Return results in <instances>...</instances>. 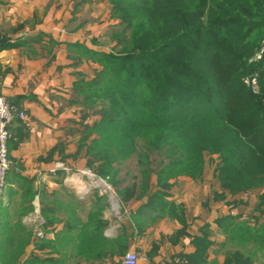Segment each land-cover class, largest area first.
Returning a JSON list of instances; mask_svg holds the SVG:
<instances>
[{
	"label": "trees",
	"instance_id": "1",
	"mask_svg": "<svg viewBox=\"0 0 264 264\" xmlns=\"http://www.w3.org/2000/svg\"><path fill=\"white\" fill-rule=\"evenodd\" d=\"M110 3L111 16L119 19L111 33L117 54L77 45L79 57L100 67L92 79L79 75L74 83L86 119L100 115L84 125L88 168L122 203L141 199L152 175L162 189L177 176L200 181L205 156L216 154L214 176L221 189L231 195L260 191L251 224L232 214L217 219L229 245L223 264H264V52L256 57L264 45V0ZM253 77L259 86L254 93L245 83ZM93 97L101 99L99 110L93 109ZM129 162L131 183L122 188L128 174L121 165ZM25 191L31 202V188ZM162 195L153 193L149 203L159 201L162 213L183 225L179 205ZM91 196L96 203L106 199L95 192ZM21 211L12 224L0 227V264H78L79 259L124 256L145 228L143 222L127 226L122 221L110 238L104 232L112 221L101 210L90 211L78 227L69 209L72 219L53 240L31 241V230L21 221L27 210ZM40 213L47 227L62 220L47 205ZM128 229L133 230L129 235ZM29 243L36 253L21 262ZM207 243L204 235L194 239L199 255Z\"/></svg>",
	"mask_w": 264,
	"mask_h": 264
},
{
	"label": "crops",
	"instance_id": "2",
	"mask_svg": "<svg viewBox=\"0 0 264 264\" xmlns=\"http://www.w3.org/2000/svg\"><path fill=\"white\" fill-rule=\"evenodd\" d=\"M93 1L0 0V93L25 113L24 120L14 119L8 127L11 169L0 203L8 204L6 213L10 216L22 212L26 203L29 206L37 201L41 208L47 205L50 214L62 219L49 225L46 231L49 240L64 228L70 217L69 209L78 227L87 221L90 211L101 210L103 217L112 221L104 235L111 238L118 232L108 193L98 188L82 194L80 190L89 179L83 176L80 182L73 177L75 174L69 176L89 169L83 133L85 123L92 122L86 119L74 83L77 76L86 78L98 68L95 62L79 57L77 45L105 52L111 43V29L117 23L110 14L109 1ZM97 5H101L102 11ZM205 169L200 181L177 176L169 180L167 189L156 186V176L152 175L149 189L141 199L119 203L112 190L124 224L133 226V220L145 224L143 232L134 235L126 251L138 254V264H175L176 259H185L188 264H223L229 245L217 219L230 214L246 218L244 211L238 210L246 198H253L248 217L256 215L254 206L260 191L231 195L221 189L214 170L213 182ZM129 184L124 182L122 188ZM28 186L33 192L29 203L21 196ZM93 192L107 199L101 198L96 203L91 196ZM155 192L179 205L183 225L164 215L159 201L153 202L155 206L149 203L148 197ZM250 203L248 200L245 205ZM27 213L28 210L21 218L22 223ZM132 232L128 229L127 235ZM203 235L209 243L199 255L194 239ZM28 247L21 262L28 260L31 252L36 253L32 243ZM122 259L123 256L113 255L102 260L79 259L78 264H123Z\"/></svg>",
	"mask_w": 264,
	"mask_h": 264
},
{
	"label": "built area",
	"instance_id": "3",
	"mask_svg": "<svg viewBox=\"0 0 264 264\" xmlns=\"http://www.w3.org/2000/svg\"><path fill=\"white\" fill-rule=\"evenodd\" d=\"M257 58H260V53L257 54ZM254 84V83H253ZM256 90V89H255ZM24 120L25 113L23 110H18L15 106L10 104L5 97L0 93V198H2L6 186H7V175L11 169V160L9 154L8 142L10 138L9 125L14 120ZM66 171V167H63ZM73 174H79L81 177H87L89 181L87 184L82 186L80 193H86L92 189H102L106 194L108 193L109 201L112 204L115 221L114 227L118 229L119 223L122 222V212L119 210L117 201H113L114 194L111 186L103 179L96 176L90 169L80 170L78 172L69 173V176ZM98 181H102L100 184ZM73 185H77L75 182ZM23 222L32 228L34 240H42L46 238V226L45 220L40 213V207L38 202L35 201L33 205V211L23 218ZM123 264H138V254L134 251H128L122 259ZM175 264H188L184 259H176Z\"/></svg>",
	"mask_w": 264,
	"mask_h": 264
},
{
	"label": "rangeland",
	"instance_id": "4",
	"mask_svg": "<svg viewBox=\"0 0 264 264\" xmlns=\"http://www.w3.org/2000/svg\"><path fill=\"white\" fill-rule=\"evenodd\" d=\"M99 0H94L93 2H95V3H97ZM107 1V3H108V1H109V5H110V14H111V12H112V9H113V4L112 3H110V0H106ZM103 3V2H102ZM97 9L99 10V11H102V7H101V5H97ZM115 20L117 21V23H116V25L115 26H117L118 25V23H119V19L118 18H115ZM115 26H113L112 27V29H111V33L112 32H114V31H116V27ZM107 42V41H106ZM115 46V42L113 43V42H111V43H108V45H107V47H108V49L105 51V53H111V54H113V53H116L117 54V50H118V48H116V47H114ZM263 52H264V45L261 47V50H260V56H261V54H263ZM100 69V67H98V68H96V71L97 70H99ZM94 77V73L92 74V75H90V76H86V78H84L85 80H90V79H92ZM256 81V82H255ZM245 83H246V85L247 86H249V88L251 89V91L253 92V91H255V89L256 90H258L259 91V86H258V83H257V80H255V77H253V79L252 80H245ZM254 83V84H253ZM254 93V92H253ZM101 99H99V98H97V97H93L92 99H91V101L92 102H94L95 104H94V106H93V109L94 110H99L100 109V101ZM109 104L108 103H106V106H108ZM92 116V118H91V120H94V119H100V115H98V114H93V115H91ZM205 160H206V169H205V174H206V176L211 180V181H213L214 182V176H213V170L215 169V166H216V164L218 163V156L216 155V154H211V155H206L205 156ZM131 165V163L129 162V163H123L122 165H121V167H123V169H125V170H127V174H128V176L124 179V181L126 182V183H131V178H132V167L130 166ZM125 170H123V172L125 171ZM131 172V173H130ZM30 195V192L29 191H25V190H23V193H21V196H22V198L24 199V200H28V196ZM106 199H107V197H106ZM244 199V198H243ZM245 201H242L243 203H241V206H239V208H238V210L239 211H241V210H243L244 211V213H245V216H246V218L245 217H236V221H242V220H245V219H249V224H251L252 223V221L254 220L252 217H248V215H249V212H250V208H251V204H252V202H253V198H250V199H248V198H246V199H244ZM249 200V202H251L250 204H249V206H246L245 205V202H247ZM113 201L115 202L116 201V197H114L113 198ZM28 203H29V201H28ZM0 205H1V208H0V227L1 226H5V222H9L10 224H12L14 221H15V219H16V216L15 215H13V216H10V215H8L7 213H6V210L8 209V204L7 203H5V202H2V203H0ZM31 209L29 210L28 209V205H27V203L24 205L25 206V211L26 210H29L28 211V213L26 214V215H28L29 213H31L32 211H33V203L31 202ZM243 208V209H242ZM25 215V216H26ZM24 216V217H25ZM23 217V218H24ZM74 217V216H73ZM223 217V216H222ZM70 219H72V217H70ZM23 220V219H22ZM77 220H75V222H76ZM24 223V222H23ZM24 224H26V223H24ZM27 225V224H26ZM27 227H28V225H27ZM30 230H31V241H33L34 240V236H33V233H32V228H30V226L28 227ZM1 230H2V227H1ZM1 230H0V233H1ZM2 241V240H1ZM1 241H0V244H1ZM31 243H29L28 245H30ZM26 251H29V247L26 249Z\"/></svg>",
	"mask_w": 264,
	"mask_h": 264
},
{
	"label": "water",
	"instance_id": "5",
	"mask_svg": "<svg viewBox=\"0 0 264 264\" xmlns=\"http://www.w3.org/2000/svg\"><path fill=\"white\" fill-rule=\"evenodd\" d=\"M73 177H75V179L77 180V181H80L81 182V176L79 175V174H75ZM71 182H73L72 180H71ZM73 184V183H72Z\"/></svg>",
	"mask_w": 264,
	"mask_h": 264
},
{
	"label": "bare ground",
	"instance_id": "6",
	"mask_svg": "<svg viewBox=\"0 0 264 264\" xmlns=\"http://www.w3.org/2000/svg\"><path fill=\"white\" fill-rule=\"evenodd\" d=\"M100 184H103V182L102 181H98Z\"/></svg>",
	"mask_w": 264,
	"mask_h": 264
}]
</instances>
